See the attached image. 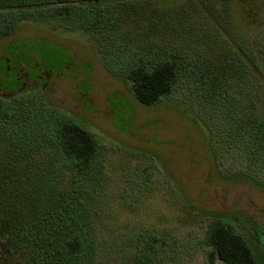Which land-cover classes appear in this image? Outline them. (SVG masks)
Wrapping results in <instances>:
<instances>
[{
  "label": "rangeland",
  "instance_id": "obj_1",
  "mask_svg": "<svg viewBox=\"0 0 264 264\" xmlns=\"http://www.w3.org/2000/svg\"><path fill=\"white\" fill-rule=\"evenodd\" d=\"M34 1L7 16L34 20L0 39L11 112L0 118V207L17 216L14 171L26 193L39 182L29 229L56 237L44 258L69 264L64 240L77 233L99 245L84 264H208L203 236L221 212L248 214L264 235V191L240 177L264 184V0H93L81 19ZM159 59H175L179 77L144 105L125 72ZM57 113L94 135V177L51 141ZM234 225L259 245L253 226Z\"/></svg>",
  "mask_w": 264,
  "mask_h": 264
},
{
  "label": "trees",
  "instance_id": "obj_2",
  "mask_svg": "<svg viewBox=\"0 0 264 264\" xmlns=\"http://www.w3.org/2000/svg\"><path fill=\"white\" fill-rule=\"evenodd\" d=\"M46 1L61 16L68 15L81 19L83 16L89 15L93 10L86 3L93 0ZM31 2L35 1L0 0V39L11 35L23 19L30 18L34 20L32 16L7 17L12 7L22 6ZM125 77L136 100L144 105H154L172 93L179 77L178 62L175 59H159L151 66H148L143 61H140L127 68ZM14 94L11 95V98H14ZM8 101L0 97V118H11ZM55 117L56 133L51 141L58 146L62 154L71 163L74 173L94 177L95 159L98 152L94 135L85 126L75 120L64 117L60 113H57ZM10 156L12 157V155ZM12 170L15 169L12 168ZM21 172L18 178L16 171L13 173L15 181H19L18 187L22 189V193L17 199L19 205L17 216L9 215L7 208L4 210L0 207V263L8 264L12 256L15 257V264H27V262H29L28 264H42L41 258L47 264H56V261L52 262L53 258H49L53 255L56 247L55 232L44 231L45 234H42L39 230V233L35 234L33 230L29 229L36 223L34 217L41 206L39 203H43L44 191H40L38 188L40 184L35 179L36 182L33 185H36L34 187L36 192L26 193L30 180L25 176L21 177ZM241 175L240 177L250 180L252 184L264 191L263 183L256 182L245 173ZM246 222L250 226H247L248 229H251L252 226L254 227V230H250L251 233L259 235V245H257V239L253 241L251 236H245L236 230L234 223L241 226V224ZM203 243L208 247L206 254L208 264H217V262L219 264H264L263 232L259 224L246 213H241L240 211L215 213L205 229ZM63 250L67 257L72 258L69 264H76L73 261L74 258H83L85 256L86 259L79 263L84 264L88 261V258L89 261L91 259L95 261L99 245L96 239L95 243L91 241L86 246L81 237L77 233H73L64 240ZM45 251L47 255L51 256L44 258Z\"/></svg>",
  "mask_w": 264,
  "mask_h": 264
},
{
  "label": "flooded vegetation",
  "instance_id": "obj_3",
  "mask_svg": "<svg viewBox=\"0 0 264 264\" xmlns=\"http://www.w3.org/2000/svg\"><path fill=\"white\" fill-rule=\"evenodd\" d=\"M6 60H7V59H6ZM7 65H8V62H7ZM7 67H9V65H8Z\"/></svg>",
  "mask_w": 264,
  "mask_h": 264
}]
</instances>
